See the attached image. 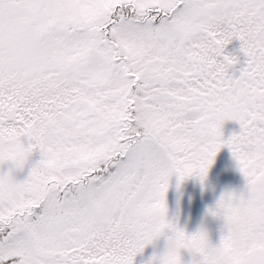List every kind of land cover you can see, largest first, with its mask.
<instances>
[{"label":"snow or ice","instance_id":"obj_1","mask_svg":"<svg viewBox=\"0 0 264 264\" xmlns=\"http://www.w3.org/2000/svg\"><path fill=\"white\" fill-rule=\"evenodd\" d=\"M224 148L246 188L209 209L214 246L166 198ZM161 238L150 264H264V0H0V264H135Z\"/></svg>","mask_w":264,"mask_h":264},{"label":"rangeland","instance_id":"obj_2","mask_svg":"<svg viewBox=\"0 0 264 264\" xmlns=\"http://www.w3.org/2000/svg\"><path fill=\"white\" fill-rule=\"evenodd\" d=\"M231 51H234V49L238 50L239 47H232L229 48ZM233 130V129H231ZM240 131V130H239ZM233 134H236L235 131L229 133L226 135V137H224L225 139L230 138ZM227 148L222 149L219 153H218V158L215 159L214 164L212 165V167L209 170L208 173V177L207 180L205 181V183H208L210 185L213 184V179H214V173L218 174L219 180H217V182L219 183V192L217 193H213L210 191L209 196H200L198 197L196 194L197 189L194 187L190 188V185L187 186V188L184 189V192L181 196H179V188H178V181L175 177H173L171 179L170 182V187L169 190L167 192V198H172V202H173V211L176 209V200L177 198L179 199V197H182L183 200L187 199L188 204H186V212L188 213L187 216V220L190 222L189 225L184 226L183 229H185V232L189 235H193L195 233H197L198 231H200L201 229L204 230L207 233L206 230V223L205 220L203 219L202 213L199 211L200 208H203L206 206L205 204V200L210 199V200H218L220 199V197L225 194L226 192H236L237 194L243 193L245 191L246 188V181L244 180H240V178L238 177V175L236 174H231L233 171L236 170L237 165L232 157L231 152L228 150ZM214 168H218L217 170H214ZM238 169V168H237ZM230 173V174H228ZM16 179L18 181H23L25 179L24 176V172L23 173H18L16 175ZM217 183V184H218ZM195 196V199L193 198V195ZM168 204H167V208H168ZM211 222H213V216H211L210 218ZM219 222H220V228H222L221 230V234L219 233L217 238L215 239V246H218L221 240V236L223 234V230H224V221L223 219L219 218ZM195 230V231H194ZM158 241H162L161 245L156 246V248H146L143 252V254L138 255L135 259V264H150V261L152 260L153 256H160L164 253V251L166 250L167 245L164 246L163 245L166 244L165 239L161 238ZM212 244V241H210ZM151 252L153 253V255L151 254ZM187 256H188V261L187 264H191L192 262V255L188 254L187 252ZM183 260V259H182ZM184 264V261H183Z\"/></svg>","mask_w":264,"mask_h":264},{"label":"flooded vegetation","instance_id":"obj_3","mask_svg":"<svg viewBox=\"0 0 264 264\" xmlns=\"http://www.w3.org/2000/svg\"><path fill=\"white\" fill-rule=\"evenodd\" d=\"M237 46L239 47V42L238 41H234L233 44L229 46V48L237 47ZM232 52L235 53V54H239L238 50H236V49H234V51H232ZM239 56H240L241 61H243V59H244L243 55L239 54ZM231 129H233V130H231ZM239 130H240V128H239L238 124H236L234 122H227L224 125V128H223V135H224V137H226L227 134H229V133H231L233 131H235L236 134H238ZM217 158H218V154L215 157V159H217ZM38 160H39V155L36 154L34 156V158H33V161L34 162H38ZM217 169L218 168H214V170H217ZM28 171H29L28 169H25V171H24L25 179L27 178ZM213 177H214V179H213V184L212 185H210L208 183H205V182L202 185L198 178H190V183H191L192 187L197 189L198 193L196 195L198 197H200V196H209L210 191L213 192V193H216V192L218 193L219 192V183L217 182V180H219L218 174L214 173ZM192 195H193V198L195 199L194 194H192ZM218 201H219V199L218 200H210V199L205 200L206 206L203 207V208H200V210H199L202 213L203 219L206 216L209 217V209H214L216 207ZM167 204L169 206L168 207V219H169V221L174 223V224H176L180 229L185 231V229H183V227L190 224V222L187 220L188 213L186 212V204H188L187 199L183 200L182 197H179V199L177 198L176 204H175L176 205V209L174 211L172 209L173 202H172V198L171 197L167 199ZM179 205L182 207L181 208V215L179 216L180 219L175 221V218H176L175 214L178 211ZM211 228L213 230V233L216 234V237L213 239V241L212 240H210V241H212V245L215 246V239L218 236V230H219L218 229L219 228V218L213 217V222H212V227ZM206 230H207V226H206ZM207 234H209L208 230H207ZM161 243H162V241H158L157 240L156 242H154L153 245H150L147 248H156V246L161 245ZM164 243H166V240H165ZM165 245H167V243L163 245V248H164Z\"/></svg>","mask_w":264,"mask_h":264},{"label":"trees","instance_id":"obj_4","mask_svg":"<svg viewBox=\"0 0 264 264\" xmlns=\"http://www.w3.org/2000/svg\"><path fill=\"white\" fill-rule=\"evenodd\" d=\"M237 174L238 175V177L240 178V180H245L244 178H243V176H242V174L239 172V170L236 168V170L235 171H233L231 174ZM228 174H230V173H228ZM235 174V175H236ZM190 185V188L192 187V185H191V183H190V179H187L186 181H184L182 184H179V186H178V188H179V196H181L184 192H182V191H184V189L185 188H187V186H189ZM181 206L179 205V208H178V211L176 212V214H175V216H176V218H175V221H177V220H179L180 219V215H181ZM178 218V219H177ZM210 218H211V215H209V217H204V220H205V223H206V226H207V230L209 231V234H208V237H209V240H212L213 241V239L216 237V234H214L213 233V230H212V222H211V220H210ZM219 226H220V222H219ZM219 230H218V234L220 233L221 234V230H222V228H218ZM211 231V232H210ZM151 254L153 255V253L151 252ZM182 259H183V261H184V264H187V259H188V256H187V251H184L183 253H182Z\"/></svg>","mask_w":264,"mask_h":264},{"label":"clouds","instance_id":"obj_5","mask_svg":"<svg viewBox=\"0 0 264 264\" xmlns=\"http://www.w3.org/2000/svg\"><path fill=\"white\" fill-rule=\"evenodd\" d=\"M207 177H208V176H207ZM206 180H207V178H206ZM206 180H205V181H206ZM215 256H216L217 258H223L224 254L218 252V253H215Z\"/></svg>","mask_w":264,"mask_h":264}]
</instances>
